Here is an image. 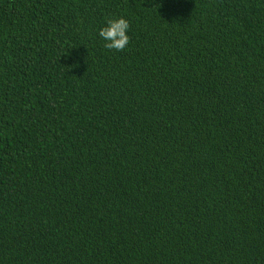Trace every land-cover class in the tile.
Returning a JSON list of instances; mask_svg holds the SVG:
<instances>
[{"label":"trees","instance_id":"16d2710c","mask_svg":"<svg viewBox=\"0 0 264 264\" xmlns=\"http://www.w3.org/2000/svg\"><path fill=\"white\" fill-rule=\"evenodd\" d=\"M0 264H264V0H0Z\"/></svg>","mask_w":264,"mask_h":264},{"label":"clouds","instance_id":"9594fccd","mask_svg":"<svg viewBox=\"0 0 264 264\" xmlns=\"http://www.w3.org/2000/svg\"><path fill=\"white\" fill-rule=\"evenodd\" d=\"M130 23L123 16L109 19L107 26L99 31V36L105 41L104 47L109 50L123 51L130 43Z\"/></svg>","mask_w":264,"mask_h":264}]
</instances>
